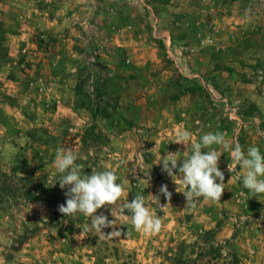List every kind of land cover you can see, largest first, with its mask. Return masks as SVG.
Listing matches in <instances>:
<instances>
[{"label":"rangeland","instance_id":"374dc122","mask_svg":"<svg viewBox=\"0 0 264 264\" xmlns=\"http://www.w3.org/2000/svg\"><path fill=\"white\" fill-rule=\"evenodd\" d=\"M165 1L143 0L161 13L159 16L155 14L156 18L152 14L144 18L150 34L148 43L152 46L150 56L155 59L158 55L160 63L153 64V71L139 73L132 69L122 48L109 45L110 34L99 33L101 26L115 23L108 10L114 0H76L67 7V13L72 15L62 17L61 21L67 30L68 24L76 26L78 30L73 35L77 40L72 48L60 51L55 47V35L60 34L54 31L37 33L26 28L28 21L36 24L28 15L30 11H36L41 1L18 0L16 6L8 2L3 4L6 9H0V71L7 70L11 62L10 77L20 80L23 76L28 80L24 81L27 90L39 91L32 86L31 79L49 73L58 56H62L71 63L70 69L66 65L65 77L71 75L76 84L75 91L79 87L82 89L79 95L76 93V105L86 109L92 120L86 125H69L67 133L60 138L44 125L28 129L26 134L38 143L53 142L55 150L50 152L53 158L58 148L73 150L78 155L76 163L83 166L86 175L92 170L114 171L119 178L117 182L124 186V194L115 205L102 207L96 214L103 213L109 220L117 222L126 218L121 230L143 242L122 243L109 238L106 235L113 231L112 228L102 229L105 235L94 229L85 231V226L90 225L88 217L81 213L75 217L61 214L58 206L65 203L69 186L61 189L56 183L59 174L47 164L29 171L26 154L21 150L14 159L13 172H5L9 178H5L0 169V264H254L251 257L261 253V248L256 253L253 251L261 246L264 210L257 196L247 199L249 194L243 188L242 179H235L234 184L239 186L238 191L244 192L239 196L249 206L244 208L235 204L236 208L225 207L218 214V224H223L228 215L236 219L231 239L217 241L216 229L194 232L187 239H181L183 235L170 237L175 228L178 230L185 222L191 221L203 197L198 199L195 208L188 207L184 211L183 206L175 202L173 194L169 202L160 188L167 185L171 192L172 183H176L162 171V163H159L162 151L169 149L168 145L154 141L155 128L132 122L125 112L126 105L120 104L121 97H102L99 78L102 72H106L108 84L113 85L112 93L127 88L125 101L128 105L143 100L144 103L137 106L149 108L158 101L153 95H143L152 85L150 75L153 78L157 73L167 71L180 90L174 97L180 93H194L215 111L220 120L241 124L236 139L241 145L254 129L255 136L264 141L261 111L248 97L251 90L263 95L264 82L257 77L264 74V0H174L177 13L163 11L161 4ZM53 22L55 20H51ZM84 23L87 24L86 30H83ZM163 29L173 31V34L164 33ZM170 39L175 43L176 40L185 41L189 49L177 51L176 55ZM182 55L189 57L184 64L176 59ZM219 60L220 63H215ZM217 70L225 73L214 75ZM232 73L236 76L230 77ZM25 88L22 89L26 91ZM133 90L143 91L142 95L134 96ZM38 95L34 94V98ZM26 97H7L5 103L13 107L11 112L14 115L19 113L20 106L27 115H38ZM116 103L119 110L114 108ZM15 106L18 109L14 110ZM103 110H107L108 118H93L92 112ZM10 116L14 119L13 115ZM123 116L127 118L126 122ZM149 119L162 121L155 113L150 114ZM95 123L96 137L85 145L86 131ZM40 130L44 132L39 133ZM2 131L0 128V146L7 141L2 137ZM7 133L12 141L19 138L18 128L12 120L7 122ZM21 178L32 180L31 186L21 183ZM28 187L36 192V201L30 202L23 196ZM40 188L47 191L41 192ZM136 194H143L145 206L153 216L162 220L163 227L158 234L135 231L127 218L130 214L127 211L126 215L121 214V205L126 200L131 202ZM153 196H158L159 202ZM117 226L119 224L115 230ZM37 227L40 231L22 244L29 232ZM254 233L258 237H254ZM147 239L150 240L148 244Z\"/></svg>","mask_w":264,"mask_h":264},{"label":"crops","instance_id":"0c3cea01","mask_svg":"<svg viewBox=\"0 0 264 264\" xmlns=\"http://www.w3.org/2000/svg\"><path fill=\"white\" fill-rule=\"evenodd\" d=\"M17 1L18 0H0V9L5 10L6 8L3 4H6L7 2L16 6ZM22 1L25 2L30 0ZM37 1H41V4H38L36 11H30L28 15L34 22H36V24L28 21L26 28L37 33L54 31V33L60 34L59 36L55 35V37H57L55 39L56 49H59L60 51L72 48L73 45L76 44L77 40L73 33H75L78 29L76 26L68 24L69 28L67 30V28H65V24L62 23L61 18H69L72 15L67 13L66 9L67 7H70L73 2H76V0ZM173 1L174 0H166L162 3L161 6L164 8L163 11H174V13H177V10H175L176 8L173 5ZM108 10L111 11L110 17L115 20V23L112 25L108 22L106 26H101L100 29H98L99 33L110 34L109 45L120 47L123 49V52H126L128 55V62L131 66H133V70H138V73L153 71V64L160 63V60L158 55L155 59H152L150 56L152 46L148 43L150 34L147 30V22L144 18H147L151 14L153 16H155V14L158 16L161 15L159 10H153L149 5L145 4L143 0H114V3L110 5ZM51 20H55V23H51ZM86 29L87 24L84 23L83 30ZM163 31L164 33L173 34V31L171 32L166 29H163ZM169 41L170 45H172V50L175 51L174 53H176V55L179 51L189 49L185 41L176 40L177 43H175V40H173L174 42L171 41V39ZM188 58L189 57L185 55H182L181 57L176 56V59L178 62L180 61V64L186 63ZM215 63H220V60ZM70 64V62H67L65 58L59 55L57 62H55V66L49 73H44L42 75H38L37 78L35 77L34 79H31L32 86L39 88V91L27 90L25 88V85L27 86V84H25L24 81L28 80H26L23 76H21L20 80H15L13 77H10L9 73L11 69V62H9V68H7V70L3 68L0 71V94L9 98L23 97L26 95V98L29 99L32 107H35L38 111V115H27L24 113L22 106H20L23 113L20 114L21 109H19V113L14 115L13 112H11V110L13 111V107L5 102L0 103V128L3 130L2 137L7 140L4 145L0 146V169L4 171L3 173L13 172L12 165L14 164V159L21 150H23L26 154L25 158L28 160L29 171H34L37 167H39V165L43 164H47L46 166L56 170L54 165L55 157L53 158L50 155V152L52 153L55 150V144L53 142L38 143L33 140L32 136H28L26 134V130L34 127H42L44 125V127L48 126L51 129L53 135L60 138L62 135L67 133L69 125L73 126L82 123L86 125L92 121L88 111L84 108H79L76 105V84L74 85V81L72 82L71 75H67L68 77H65L66 75L64 71L66 65H68L70 69ZM223 72L224 71L222 70H217L214 75H221ZM234 76H236L235 73L230 75V77ZM257 78L264 82V74ZM149 80L152 82V85L146 90V92L144 91L145 93H143V95H153V97L158 100L155 102L156 104H153L149 108L145 106L143 108H139L137 106L138 104L144 103L143 100L135 105H128L125 101L127 88L122 91H119L118 89L115 94L112 93L113 85L110 83L108 84L107 96L121 97L120 104L126 105L125 112L135 125L153 127L156 129L154 132V141L158 144L163 142L164 144H167L169 148L162 151V157L166 156L168 153L178 152L177 156L180 159L178 161V167L182 166V159L187 158V156L191 153V147L189 145V147L186 148L183 144H177L175 141L177 134L184 130L192 133L193 142H198L199 138L208 132L224 133L226 140L230 144H233L236 141L241 124L231 120H220L219 116L215 115V111L204 103L200 97L195 96L194 93H180L178 97H174L175 95H178L180 90L178 89L179 87H177V85L171 80V74L169 75V72L163 71V73H157L153 78L152 75H150ZM22 88H25L26 91ZM142 92L133 90L132 93H134V96H136V94L140 96L142 95ZM34 94L39 95L37 98H34ZM248 97H250V99L257 105L258 109L261 111V118L264 121V85L263 95H258L251 90V94H249ZM15 109H18V107L15 106L14 110ZM40 113L48 114V116L46 115L47 118L42 116ZM152 113L157 114L159 120L162 121H151V119H149V115ZM10 115H13L15 120ZM43 117L46 119H43ZM11 120L18 128L19 138H17L16 141H12L11 138L9 139V133H7V122ZM43 132L44 131L42 130L39 131V133ZM255 132V129L254 131H250V136L247 137L245 142L242 144L243 150L245 154H247L248 148L255 146L259 148L261 154L264 155V141L255 136ZM213 147L221 154L219 159V168L224 174L225 189L222 194L221 201H210L204 198L200 199L197 208L194 210V216L191 221L185 222L182 225V228L178 229L179 231L174 227L175 229L173 230V234L170 233V237L173 235L174 238H179V235H183L181 239H187L188 235L194 232L202 233L216 229L215 239L217 241L221 242L231 239L235 226L234 221L236 222V219H233L234 217H232V215H228L229 218L226 219L223 224H218L219 212L224 210L225 207L236 208L233 206L235 204H237V206L239 205V207L244 206V208L249 206L247 205V201L244 202V198L242 199V197L239 196V193L242 194L244 192L241 190L238 191L239 186L237 185L236 187L234 184L237 176L242 179L246 170L237 165L235 171L230 172L228 170V164L232 161L229 158V152L218 145H213ZM174 171H176V174L179 175L178 168ZM165 174L167 175V173ZM171 179L176 183H172L171 193L174 196L173 198L176 200L175 202L179 203L178 205L181 207L183 206L182 208L184 211L188 208L186 207V197L182 193L186 191V189L182 185L179 176L173 178L171 177ZM177 183H180L181 185H178ZM176 189L180 192H177ZM247 193L248 192L246 191V194ZM252 197L253 196L249 194V198L247 199H254ZM257 198L260 199L261 208L264 210V194ZM126 221V218H124V221H116V225L119 224V226H117V231L121 232V235L116 237V239L122 243H125L126 241L133 242L135 244L142 243L143 240L141 241L139 237H129L121 230V228L125 226L124 222ZM217 225L220 226L217 227ZM230 225H233L232 229L230 228ZM112 230L115 229L112 228ZM253 236L258 237V234L254 233ZM149 241L150 240L147 239V244ZM251 247L253 246L251 245L249 248L251 249ZM258 248H261V253L256 251ZM142 251L144 252L145 248ZM256 252L258 255L251 257V263L264 264V234L261 246H257L253 251V253Z\"/></svg>","mask_w":264,"mask_h":264},{"label":"clouds","instance_id":"9594fccd","mask_svg":"<svg viewBox=\"0 0 264 264\" xmlns=\"http://www.w3.org/2000/svg\"><path fill=\"white\" fill-rule=\"evenodd\" d=\"M175 143L183 144L186 148L189 145L191 147V153L187 158L182 159V166L178 167L180 160L177 156L178 152L161 157L159 163H162V171L172 178L179 176L186 189L182 192L186 197V207L195 208L201 197L210 201H221L225 189L224 174L219 168L221 154L213 145L221 146L229 152V158L232 161L228 164L230 172L235 171L237 165L246 170L242 177V185L251 196L259 197L264 194V155L259 148L249 147L245 154L238 141L230 144L222 132L205 133L198 142H193L192 133L184 130L177 134ZM77 159L78 155L71 149L56 150L54 165L59 174L56 183H59L61 189L69 186L65 192V203L58 206V211L66 217H75L77 213H81L90 219V225L85 226L83 230L94 229L104 234L102 229H115L117 222L109 220L103 213L97 215V210L115 205L124 194V186L117 182L119 178L111 170H92L90 175L84 174L83 166L76 163ZM177 168L179 175L174 171ZM237 179L239 180L240 177L237 176ZM160 192L169 202L171 201L172 193L168 191L167 185H162ZM177 192L180 191L177 190ZM153 197L159 202L158 196ZM125 211L130 214L127 218L130 219L135 231L143 230L146 234H158L162 230V220L153 216L149 208L145 206L143 194H136L131 202L126 200L120 207L122 215H126ZM111 215L113 216V209ZM120 235V231L113 230L106 236L116 238Z\"/></svg>","mask_w":264,"mask_h":264},{"label":"trees","instance_id":"16d2710c","mask_svg":"<svg viewBox=\"0 0 264 264\" xmlns=\"http://www.w3.org/2000/svg\"><path fill=\"white\" fill-rule=\"evenodd\" d=\"M221 69V68H220ZM99 82H100V87H101V89H102V91H103V95H102V97H108L107 96V93H106V91H107V87H108V75H107V73L106 72H102L101 74H100V78H99ZM81 88L79 87V88H77L76 89V93L79 95L80 93H81ZM108 100H109V98H107ZM8 100V98L5 96V95H3V94H0V103H2V102H6ZM116 110H119L120 109V106H119V104L118 103H116L115 104V107H114ZM92 112V111H91ZM92 114H93V118L94 119H96L98 116H101V117H103V118H108L109 117V115L107 114V110H103L102 112H99V111H96V112H92ZM123 118V120L126 122L127 120V118L125 117V116H123L122 117ZM127 124H128V122H127ZM96 130H97V126H96V123L95 124H93V125H91L90 127H89V129L86 131V135H85V138H84V140H83V142H84V144L86 145V143H87V141L88 140H90V139H92V138H94V137H96ZM14 172H16V171H14ZM3 176L5 177V178H9V176L7 175V174H3ZM20 182L21 183H24V184H29V186H31V184H32V180H28V179H26V178H21L20 179ZM40 191L41 192H45V191H47V189L46 188H40ZM5 192V191H4ZM36 192L35 191H33L32 190V188H30V187H28V188H26L25 190H24V192H23V196H25L26 198H27V200L28 201H30V202H33V201H36V199H37V197L35 196L36 194H35ZM40 231V229L37 227V228H35L32 232L30 231L29 232V235H27V237H26V239H24L23 241H22V244H26L31 238H33L34 236H35V234L37 233V232H39Z\"/></svg>","mask_w":264,"mask_h":264}]
</instances>
